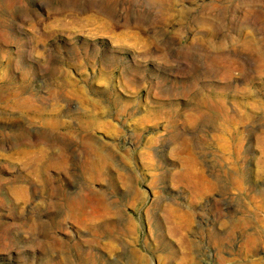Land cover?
Here are the masks:
<instances>
[{
  "label": "rangeland",
  "instance_id": "1",
  "mask_svg": "<svg viewBox=\"0 0 264 264\" xmlns=\"http://www.w3.org/2000/svg\"><path fill=\"white\" fill-rule=\"evenodd\" d=\"M58 4L38 36L0 0V264H46L28 229L65 264L263 260L264 0Z\"/></svg>",
  "mask_w": 264,
  "mask_h": 264
},
{
  "label": "clouds",
  "instance_id": "2",
  "mask_svg": "<svg viewBox=\"0 0 264 264\" xmlns=\"http://www.w3.org/2000/svg\"><path fill=\"white\" fill-rule=\"evenodd\" d=\"M42 7H45L48 9V16L47 17H38L35 23L33 24V30L34 33L38 36H43L46 33L49 32L48 26L46 21L51 19L54 15H56L58 12H60L61 8L60 5L58 4V0H40ZM41 28L43 31H41ZM50 38V37H49ZM42 43H46V41H41ZM47 51V49H45ZM18 72H21L22 77L25 80L31 79V73H28L25 69H23L21 66H17L16 69ZM4 77L3 79H7V69H4ZM51 232V230H49ZM54 236V233H52ZM24 236L26 238H30L28 240L29 243L34 244L36 247H41L44 245H47L51 249V256L48 257L46 264H65L66 260H70V257H66L64 255V252L66 251L62 247H56L52 243H50L48 240L38 238L34 233L32 229L24 230ZM62 243V242H61ZM59 255V259H53V257H56Z\"/></svg>",
  "mask_w": 264,
  "mask_h": 264
},
{
  "label": "bare ground",
  "instance_id": "3",
  "mask_svg": "<svg viewBox=\"0 0 264 264\" xmlns=\"http://www.w3.org/2000/svg\"><path fill=\"white\" fill-rule=\"evenodd\" d=\"M79 201H77L74 205L78 204ZM264 258V256H263ZM220 260L222 261V264L224 263V261H230V259L226 258V257H221ZM229 264H264V259L263 260H259L257 258L254 259H247L245 261L242 260V262L240 263H233V262H229Z\"/></svg>",
  "mask_w": 264,
  "mask_h": 264
}]
</instances>
